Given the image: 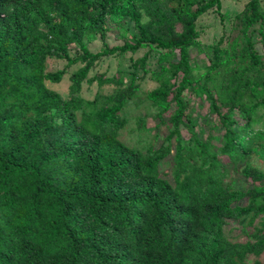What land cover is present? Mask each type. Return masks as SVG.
Masks as SVG:
<instances>
[{"label":"trees","instance_id":"trees-1","mask_svg":"<svg viewBox=\"0 0 264 264\" xmlns=\"http://www.w3.org/2000/svg\"><path fill=\"white\" fill-rule=\"evenodd\" d=\"M247 6L244 32L264 23L257 0ZM220 9L221 0H0V264H264V169L253 161L264 152V128L253 131L264 122V61L249 37L237 50H220L223 35L210 53L196 49L197 19ZM114 16L132 22L133 43L106 45ZM144 45L129 70H96ZM192 51L206 54L200 78ZM150 52L173 63L152 68ZM52 58L66 66L48 70ZM68 71L64 99L49 85ZM140 71L152 88L134 84ZM84 86L95 89L89 100ZM146 119L166 126L157 148ZM229 220L243 242L225 238Z\"/></svg>","mask_w":264,"mask_h":264},{"label":"rangeland","instance_id":"rangeland-1","mask_svg":"<svg viewBox=\"0 0 264 264\" xmlns=\"http://www.w3.org/2000/svg\"><path fill=\"white\" fill-rule=\"evenodd\" d=\"M251 0H221V9H220V15L216 14L215 12H207L204 15H202L200 18L196 21V31L198 33V39H197V47L196 49L199 52H201V49L206 52H211L212 48L216 45L219 38L223 35V44L220 47V50H231V44L235 41L239 44L238 48L242 46H245L247 37H249L254 52L262 57V61H264V23L263 25L255 24L249 28L247 32H244V15L245 10H247V4ZM258 2V10L259 12L264 16V0H257ZM247 15H250V12L247 11ZM151 22V21H150ZM107 27H108V34L105 37L106 45L109 47H113L116 45L122 44L123 38L128 39L131 43H133V37L136 35V31L133 27V24L131 21L128 20V18H120L119 16L114 17H108L107 18ZM174 29L180 30V26L176 25ZM123 33V37H119V34ZM88 49H90L93 53H97L102 51V42L99 37L95 39L94 41L90 42L88 44ZM149 47L146 45L139 48V50L134 53L130 54L127 53L125 55H121L120 57H109L106 59L101 60L102 62H99L96 66V70L99 72L105 71L107 68V64L111 61L112 66L120 65V67L125 71L129 70L130 61L129 58L132 59H138L142 57L147 51ZM159 53L161 51H158ZM153 53V52H152ZM150 52V59L148 62V66H152V68H156L157 70L161 67H167L168 64L173 63V60L168 55H163L164 57L167 56V62L159 64L158 62H161V57L158 59V55H155V59L152 58L151 55H153ZM162 54L164 52H161ZM176 56H178V52L176 53ZM223 57V56H222ZM201 60H204L201 62ZM206 60V54L205 53H198L197 51H192L191 53V63L193 66L199 65L200 67H195L193 75L196 78L202 77L205 72L208 65V62ZM64 66H66L65 60H56L54 58L47 61V69L50 71H55L62 69ZM74 69V68H73ZM73 69L71 71H73ZM47 70V71H48ZM69 75L70 72L64 76L62 81L59 84L56 85H49L50 88L54 89L56 92H58L64 99L68 97V88L70 85L69 82ZM134 84L137 85L140 89L144 88H152L156 83L151 79L149 74H144L142 71H140L136 75V79L134 81ZM213 85V84H212ZM252 89V87H249L248 90L245 91L244 98L252 97L249 93V90ZM95 92V89H88L86 86L83 87L81 95L84 97V99L89 100L93 97ZM193 102L196 104H201L202 106L197 109L198 115L208 113V103L202 102L200 103V100L197 98H192ZM172 108V107H171ZM170 108V109H171ZM169 109V110H170ZM141 110V109H140ZM221 111H224L223 109ZM144 112L139 111L137 115H141ZM256 114V113H255ZM262 110H260L257 115H261ZM152 116V115H151ZM211 120H215V115H209ZM236 119L239 120V118L236 116ZM148 120V123L146 125V129L148 130L149 134H152L154 137L153 141V147L157 148L159 146V143L161 142L162 138L167 134L166 126L161 125L158 129L154 130V121ZM262 124H264L263 121L257 122L253 125V131L257 132L258 130H263L264 127H262ZM203 128L204 130V123H202V120H198V126L195 128V130H200ZM208 128L205 127V133L207 134ZM181 134L183 138H187V132L181 128ZM205 134V135H206ZM214 135H220L221 133H213ZM124 142L128 145L132 146L134 143L131 139L128 138L127 135H123ZM213 144L218 148L221 146V143L218 141H213ZM263 156L261 157H253V161L257 164H261V169H264V152L262 153ZM220 160L223 163H228V159L225 156H220ZM163 168V167H161ZM245 184V183H243ZM224 236L227 238L230 242H243L245 240V237L241 236L239 234V225L236 223V221L229 220L227 224L224 226ZM262 261H264V254L260 257ZM254 260L253 256H248V263L250 264Z\"/></svg>","mask_w":264,"mask_h":264}]
</instances>
